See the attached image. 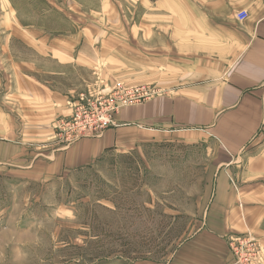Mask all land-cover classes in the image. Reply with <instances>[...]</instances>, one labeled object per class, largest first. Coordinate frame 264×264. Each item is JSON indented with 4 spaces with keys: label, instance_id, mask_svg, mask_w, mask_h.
Returning a JSON list of instances; mask_svg holds the SVG:
<instances>
[{
    "label": "crops",
    "instance_id": "crops-1",
    "mask_svg": "<svg viewBox=\"0 0 264 264\" xmlns=\"http://www.w3.org/2000/svg\"><path fill=\"white\" fill-rule=\"evenodd\" d=\"M64 1L44 0L37 21H47L51 11L61 12L65 5L71 22L86 16L76 10L86 1ZM120 1L99 0L91 13L107 19ZM133 2L132 55L113 45L117 37L109 31L94 33L83 27L62 37L61 29L20 30L27 46L57 64L70 68L75 63L107 64L124 57L131 66L125 68L132 69L140 83L154 81L160 87L157 95L123 106L115 116L116 129L80 138L48 154L42 148L56 138L55 121L72 113L71 92L53 90L25 73L33 65L15 62L17 31L8 26L0 30V93L7 100L24 99L28 119L17 131L20 140L0 131V165L41 166L46 158L45 165L53 170L83 167L99 159L127 126L179 133L185 141L205 143L209 149L216 143L219 153L213 154V187L202 225L167 264H235L229 240L241 236L257 239L264 257V142L257 139L264 131V0ZM4 4L14 6L13 0H0V7ZM243 9L249 17L241 21L237 13ZM5 14L0 8V23L12 22L11 29L15 21L24 20H17L12 12ZM116 31L120 38L131 37L129 31ZM1 112L2 108L0 117L8 115Z\"/></svg>",
    "mask_w": 264,
    "mask_h": 264
},
{
    "label": "rangeland",
    "instance_id": "rangeland-1",
    "mask_svg": "<svg viewBox=\"0 0 264 264\" xmlns=\"http://www.w3.org/2000/svg\"><path fill=\"white\" fill-rule=\"evenodd\" d=\"M83 1L86 6L76 10L86 16L76 23L65 16V11L70 12L66 5L61 12L51 11L47 21H37L44 0H13V7L1 6L2 15L12 12L17 20L24 19L15 21L12 29V22L0 23V30L8 26L17 31L15 62L33 65L24 72L51 89L71 92L72 110L80 104L90 117L136 97L139 88L158 90L154 81L140 83L134 71L125 68L131 66L124 57L107 64L75 63L69 68L40 56L22 41V29H61L64 37L66 31L88 27L94 33L109 31L117 37L113 45L132 55L133 0H121L104 20L91 13L99 0ZM115 30L129 31L131 37L120 38ZM23 100H7L0 93L1 113L8 114L0 117V131H9L18 140L17 131L28 120ZM127 127L99 159L83 167L53 170L45 165L46 158L41 166L0 165V264H167L180 244L198 231L213 187L216 143L209 149L205 143L185 141L179 133ZM54 130L56 138L48 139L49 146L42 148L45 154L75 141ZM257 139L264 142V131ZM263 262L264 257L259 264Z\"/></svg>",
    "mask_w": 264,
    "mask_h": 264
},
{
    "label": "built area",
    "instance_id": "built-area-1",
    "mask_svg": "<svg viewBox=\"0 0 264 264\" xmlns=\"http://www.w3.org/2000/svg\"><path fill=\"white\" fill-rule=\"evenodd\" d=\"M249 17V12L245 9L237 13L239 20H245ZM120 86L122 89V85ZM158 90H148L145 87L137 89L136 97L130 96L128 101H121L107 108H102L98 113L90 117L82 111L81 105H74L71 116L66 119H60L54 128L65 134L70 140H78L83 137L100 136L106 129L117 126L115 115L119 110L129 103H139L155 95ZM230 252L234 257L235 264H259L263 258V252L259 241L250 236L248 237H230Z\"/></svg>",
    "mask_w": 264,
    "mask_h": 264
}]
</instances>
